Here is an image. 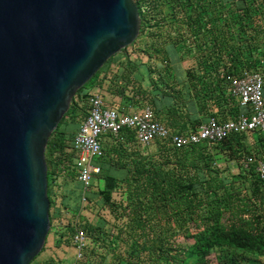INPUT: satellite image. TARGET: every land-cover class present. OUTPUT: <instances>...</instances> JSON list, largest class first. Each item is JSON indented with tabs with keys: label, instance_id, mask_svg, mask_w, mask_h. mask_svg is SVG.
I'll return each instance as SVG.
<instances>
[{
	"label": "trees",
	"instance_id": "trees-1",
	"mask_svg": "<svg viewBox=\"0 0 264 264\" xmlns=\"http://www.w3.org/2000/svg\"><path fill=\"white\" fill-rule=\"evenodd\" d=\"M135 2L142 24L134 43L144 36L151 41L145 50L149 59H161L159 65L163 70L158 78L164 85L151 74V97L149 89L136 85L135 75L142 59L118 53L77 91L46 149L49 234L53 229L60 232L55 235L60 246L64 241L73 243V236L83 228L89 239L83 264H264V179L256 171L257 160H264V133L260 131L234 133L222 141H203L182 148L157 139L147 146H153L151 151L145 150L146 154L136 151L127 157L123 156L127 149L121 144L112 151L120 150V159L111 160L110 150L95 162L100 171L93 175L87 190L83 184L74 183L78 178L74 136L88 113L94 88L106 87L108 92L122 96L126 108L141 106L146 101L160 122L173 132L187 133L205 122L204 116L226 121L247 112L248 108L230 93L227 76H240L246 70L261 72L264 68L255 56L258 47L250 43L259 35L257 24L264 0ZM187 24L193 36H201L198 44L201 55L215 57L214 63L205 61V70L213 64L220 68L207 81L191 70L181 77L180 63L174 61L181 56ZM164 25L171 28L163 30ZM249 31L253 32L252 37L247 36ZM130 86L134 88L131 96L126 94ZM212 99L215 109L218 108L210 112L206 102ZM196 106L203 119L196 117ZM120 135L137 137L135 130L129 128L121 130L117 136ZM249 156L254 161L246 165ZM130 157L129 162L122 160ZM223 161L236 162L239 172L228 173V168L221 165ZM124 168L127 170L121 172ZM60 188L63 190L58 204ZM115 191L122 193V199H115ZM86 200L90 204L100 201L114 221L98 216L96 222L86 221L83 226L78 221H69L59 227L60 231L54 227L56 215L68 211L79 216ZM180 235L183 239H179ZM119 245L126 248L117 252ZM101 247L108 253H98ZM44 249L45 246L42 252ZM39 255L29 264H65L53 257L40 262ZM94 256L100 257V261L89 260Z\"/></svg>",
	"mask_w": 264,
	"mask_h": 264
},
{
	"label": "water",
	"instance_id": "water-1",
	"mask_svg": "<svg viewBox=\"0 0 264 264\" xmlns=\"http://www.w3.org/2000/svg\"><path fill=\"white\" fill-rule=\"evenodd\" d=\"M141 24L135 0H0V264H29L43 250L49 139Z\"/></svg>",
	"mask_w": 264,
	"mask_h": 264
},
{
	"label": "built area",
	"instance_id": "built-area-1",
	"mask_svg": "<svg viewBox=\"0 0 264 264\" xmlns=\"http://www.w3.org/2000/svg\"><path fill=\"white\" fill-rule=\"evenodd\" d=\"M230 93L239 103L248 108L238 118L220 121L210 117L196 130L187 133H176L166 124L160 122L154 109L146 105L131 113L122 112L116 107L106 106L99 90L92 91L88 102V113L75 134L73 145L77 152L75 166L78 178L87 190L93 175L100 171L94 159L105 154L102 137L107 133L118 135L125 128L136 132L143 146H150L157 139L166 140L173 147L182 148L203 141L218 142L228 136L239 133H264V76L257 70H246L240 76H230ZM254 161L249 156L246 165ZM256 171L264 179V160H257ZM85 200V196L83 197ZM76 249L73 264H81L88 247V236L83 228H79L73 236Z\"/></svg>",
	"mask_w": 264,
	"mask_h": 264
},
{
	"label": "crops",
	"instance_id": "crops-1",
	"mask_svg": "<svg viewBox=\"0 0 264 264\" xmlns=\"http://www.w3.org/2000/svg\"><path fill=\"white\" fill-rule=\"evenodd\" d=\"M259 15H260L259 16L260 19L258 20V24H257V26H258L257 28L259 29V35L256 36L257 39L250 40L251 39L250 38L249 40H250V43H253V44H255V46L258 47L259 50L257 53H255V56H256V58H258L260 60V64H262L264 66V9H262L260 11ZM184 29H186V30H184L185 34H186L185 35L186 41L183 40V42L181 44V47H180L181 56L179 58H174V61L180 63V71H181V75H182L181 77H185L188 74L187 72L189 70H191V71H196V73H199L200 75H203L205 77L206 81L209 80L211 77L213 78L214 74H216V71L219 67L217 68L213 64V66L211 68L207 66L208 68L206 71L203 64H205V61H207V64L208 63L209 64L214 63L215 57L213 56L212 58H210V57H207V56L204 57L203 55H201L203 52H200V50L198 49V44L201 42V36H199V35L193 36L191 34V31H189L188 24L184 27ZM251 31H249V33L247 35L248 37L253 36L252 35L253 32H251ZM245 44H249V43L246 42ZM212 46H213V44H212ZM204 48H206V47L204 46ZM160 60L161 59L158 57L151 58V59H149V58L148 59L147 58L142 59L141 65L139 67V72L135 75L137 77L136 78L137 79L136 85L142 84L144 88L149 89L151 92V95H150L151 97L153 94V91H151L153 89L152 83H151V77H150L151 74L146 70L145 65L151 66L152 69H154L156 71V73H154L152 75L159 82V84L162 86V85H164V83L162 82V80L160 78H158V75L160 73V69L158 67V65L160 64ZM218 70L220 71V68ZM261 72L264 76V68ZM165 75H166V73H165ZM183 81H186V79ZM205 87H206V89H208V83L206 84ZM131 88H133V87L130 86L129 89L127 90V92H126L127 95L131 96L134 94V90H133L134 88L132 90H131ZM97 90L100 91L106 106L116 107L119 110H121L122 112L131 113L137 109H141V108L145 107L146 105H149V104H145L146 101H142L143 105H141V106H132V107L130 106V107L126 108V107H124V99L122 96L117 95V94H112L110 92L109 93L106 92V94H105V92H102L100 89H97ZM228 92H229V90L226 91V93L229 95ZM155 93H157L156 90L154 91V94ZM139 95L140 94H138V96H137L138 99L140 98ZM142 98H144L143 95H142ZM140 100H142V99H140ZM206 103L208 104V108H209L208 110L210 112L213 111V109H215L214 99L209 100ZM198 108H199L198 106L195 107V110L198 113V116H196V117L200 118V119L204 118L206 120L209 119V118H207V116L203 117L202 115H200L201 112H199ZM217 108L218 107L216 106V109ZM208 110H206V111H208ZM204 119H203V121H206ZM185 120L187 122H189L190 119L185 118ZM252 142L255 143V140L253 138H252ZM121 144H123L124 145L123 147L125 149H127L126 150L127 152H125L123 154V156H125V157H127L129 155L132 156V154H135L136 151H141V153L144 154L146 152L145 150L149 149V151H151V149H154L153 147L147 148V146H143L139 142L137 137L130 138V137H124L122 135H120V136L112 135L111 133H107L102 137V145L105 148V151H107V153H108L111 150V154L109 152V158H111V160L120 159V154H119L120 150H119V152H116V153L112 152V151H113L114 147H120ZM105 154H106V152H105ZM76 155H77V152H76ZM107 159H108V154H107ZM122 160L124 162H127V161L129 162L131 160V157L128 159L122 158ZM109 164L110 163H107V167L110 168L111 166ZM120 170H121V172H125L127 170V168L120 169ZM120 170H115V171L120 172ZM77 174H78V172H77ZM77 177H78V175H77ZM78 180H79V178H78ZM82 184H83V182H81L79 180V185L82 186ZM88 244H89V239H88ZM75 255H76V249H75ZM63 262L66 264H69L68 260L66 261L63 259Z\"/></svg>",
	"mask_w": 264,
	"mask_h": 264
},
{
	"label": "rangeland",
	"instance_id": "rangeland-1",
	"mask_svg": "<svg viewBox=\"0 0 264 264\" xmlns=\"http://www.w3.org/2000/svg\"><path fill=\"white\" fill-rule=\"evenodd\" d=\"M170 28H171L170 26L164 25L163 30H167ZM148 42L151 43V41H149V39L144 36L140 40L136 41V43H133L132 45H130L127 48V51H122V52H120V54L122 56H125V54L128 53L131 55V59H134V60L137 58H139V59H146L147 58L148 59L149 54L146 53V50H145V48H148V46H149ZM158 67H159L160 71H162V65H158ZM145 68L150 74L156 73V71H152L151 66L145 65ZM105 85L107 86V84H105ZM97 89L98 88H94L93 90H97ZM105 89H106V87H104V89H101V91L105 92V94H106V92H108V91ZM132 89L133 88H131V90ZM145 104H146V102H145ZM75 156H76V154H75ZM94 161L97 162V161H100V159L95 158ZM221 165L224 168H228V170H229L228 173H230L231 175L237 174L239 172V167H238V164H236V162L227 163V162L223 161ZM60 182L61 183L63 182L62 178H60ZM74 183L79 185L78 178H77V180L74 181ZM93 189L96 190V187L94 186ZM62 190L63 189L60 188L58 196H57L58 197V199H57L58 204H60V201H61ZM114 197H115V199L120 200V199H122L123 196H122V193L120 191H115ZM82 205H83V209H82V212L79 216H74V214L72 212H68V211H63V213L60 216L56 215L57 218L55 217L54 222H53L54 227L56 229H59L58 231H60L59 227L63 228V226H65L69 221H73V222L78 221L79 225L83 226V224L86 221L96 222L98 219V216H104L109 221H114V217L112 216L109 209H107L105 206H103L100 201L93 202L90 204L86 200L82 203ZM59 233L60 232L57 233L56 230H54V229L50 232L48 239L45 243L44 251L43 252L41 251L40 255L38 254L39 255L38 260L40 262L45 261V260L49 259L50 257H53L55 259H60L62 261H63V259L66 261L68 260L69 264H73V261L75 260V248H74L72 243L69 244L66 241H64L60 246H57L55 235H58ZM67 234L69 235V233H67ZM181 236L182 235L179 236V239H183V237H181ZM125 248L126 247H124V245H122L121 247L119 245L117 248V252H120V250H124ZM98 250H99L98 253H104L105 254L107 252L106 248H103V247L99 248ZM109 257H110L109 259H111L112 253L109 254ZM99 259H100V257L94 256L93 258H90L89 260H92V261H94V263H97L96 261H98ZM263 260H264V258H263ZM81 264H83V263H81Z\"/></svg>",
	"mask_w": 264,
	"mask_h": 264
}]
</instances>
